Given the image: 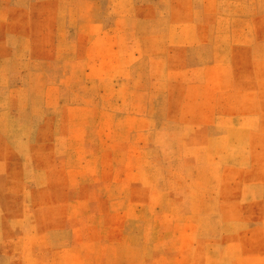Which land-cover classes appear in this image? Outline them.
<instances>
[{
    "label": "rangeland",
    "instance_id": "rangeland-1",
    "mask_svg": "<svg viewBox=\"0 0 264 264\" xmlns=\"http://www.w3.org/2000/svg\"><path fill=\"white\" fill-rule=\"evenodd\" d=\"M0 264H264V0H0Z\"/></svg>",
    "mask_w": 264,
    "mask_h": 264
},
{
    "label": "crops",
    "instance_id": "crops-1",
    "mask_svg": "<svg viewBox=\"0 0 264 264\" xmlns=\"http://www.w3.org/2000/svg\"><path fill=\"white\" fill-rule=\"evenodd\" d=\"M223 55H226L230 59L232 53L227 52ZM215 99L218 98L220 93H227L233 91L234 82L231 75L235 72L233 69V64L230 60L222 63L215 64ZM226 93V94H227Z\"/></svg>",
    "mask_w": 264,
    "mask_h": 264
}]
</instances>
